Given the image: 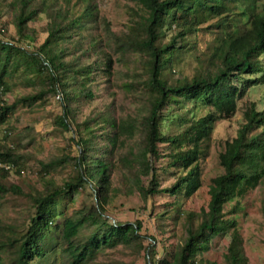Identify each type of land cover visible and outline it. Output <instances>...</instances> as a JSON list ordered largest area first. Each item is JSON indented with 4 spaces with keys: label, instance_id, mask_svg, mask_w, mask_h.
Wrapping results in <instances>:
<instances>
[{
    "label": "trees",
    "instance_id": "obj_1",
    "mask_svg": "<svg viewBox=\"0 0 264 264\" xmlns=\"http://www.w3.org/2000/svg\"><path fill=\"white\" fill-rule=\"evenodd\" d=\"M69 1L0 0V126L9 121L19 104L47 103L61 90L64 109L55 123L70 133L68 153L52 161H39L41 177L58 166L73 169L63 184H48L29 195L34 215L22 235L7 238L8 247L19 241L16 264H40V258L48 257L56 248V243L48 240L53 228L60 231L67 264H95L101 253L117 249L133 255L130 264H135L142 253L151 264H215L203 255L217 237H230L226 264H251L233 215L242 209L241 199L264 183V109L256 100L245 101L251 90L264 87V0H133L140 8L134 10L141 17L139 32L120 40L116 50L122 55L139 51L148 55L150 100L141 119H121L117 115L115 59L107 50V42L94 40L92 33L89 47L82 48L77 59L97 48L96 58L78 69L66 60L77 49L67 45L74 28L93 32L103 25L109 37L115 35L94 0H82L77 14L72 15ZM232 5L241 9L244 19L231 21ZM5 12L13 14L12 21L2 20ZM43 12L49 18L42 32L46 37L34 47L40 30L33 24ZM10 24L15 35H9ZM207 30L213 39L206 48L191 40L190 36ZM169 34L168 41L162 42ZM180 50L198 63L192 77L180 75L175 68ZM19 74L28 81L43 77L46 87L9 103L4 96ZM98 78L107 84L112 99L102 111L78 120L74 102L94 98L91 85ZM172 101L182 106L200 102L210 109L200 117H189L190 122L180 132L166 133L162 130L163 111ZM239 110L243 111L244 122L220 152L224 172L212 179L208 206L188 211L180 240L161 250L153 224L165 233L167 219L177 220L182 215L183 208L175 198H191L203 185V144L218 121L235 116ZM23 158L19 145L0 144V160L12 164L10 170L0 168V202L9 194H25L19 185L4 183L13 173L30 174L21 168ZM163 160L164 169L168 168L175 179L168 186L162 185ZM88 185L93 189L92 205L59 223L61 203H73L75 195ZM118 192L140 195L142 205L131 209L133 221L111 217L110 205ZM158 196L174 200L157 210L153 200ZM2 248L0 245V255Z\"/></svg>",
    "mask_w": 264,
    "mask_h": 264
},
{
    "label": "rangeland",
    "instance_id": "obj_2",
    "mask_svg": "<svg viewBox=\"0 0 264 264\" xmlns=\"http://www.w3.org/2000/svg\"><path fill=\"white\" fill-rule=\"evenodd\" d=\"M63 1V0H60ZM98 4L101 15L111 22V28L115 33L109 37L105 28L100 26L97 30L73 29V36L67 43L70 48H77L70 53L66 60L73 62V67L78 69L81 66L91 62L96 58V49L89 50L82 58L77 59L82 48H87L90 45L91 34L97 41L107 42V50L110 51L115 59L113 67L114 91L116 93V101L118 105L117 115L121 119L132 118L141 119L146 114L149 107L150 92L147 88L148 78V55L145 52H128L122 55L116 50L120 40L129 39V35H134L139 32V23L141 17L134 10L140 9L138 4L133 0H94ZM70 9L73 13L78 12V8L83 4L82 0H70ZM63 2L62 5L66 6ZM234 9L231 14V21L241 18V9L232 5ZM141 14L144 12L141 11ZM3 21H12L13 14L5 12ZM49 18L45 12L40 14L39 21L33 25L40 30V35L34 47L39 46L46 37V33H42ZM230 22V21H229ZM207 25V24H205ZM32 26V24H31ZM230 27V26H229ZM232 27V26H231ZM212 29H215L214 27ZM9 35H15L14 25L8 27ZM170 34L165 36L161 41H168ZM191 40H197L203 48H206L213 39V35L209 31H201L196 35L190 36ZM160 40V39H159ZM160 41V42H161ZM31 45H27L30 47ZM106 47V46H104ZM30 49V48H29ZM175 68L181 72L180 75L192 77L198 68V63L190 56L189 53L180 50L177 52L175 60ZM180 75L175 77L181 78ZM95 76V74H94ZM14 85L10 92L4 96V100L9 103L14 102L18 97L36 93L44 89L46 84L43 77H33L29 81L24 75H17L14 80ZM92 89L95 92V97L92 99L79 98L74 102V106L78 109V120L84 119L94 113L104 109L112 97L106 90L107 84L102 82L101 78L92 82ZM61 91V90H60ZM256 100L259 103V108L264 109V87H259L251 90L246 96L245 101ZM63 100L57 99L55 92L47 103L27 106L19 104L11 114L9 121L0 126V144H9L20 147V152L24 155L21 161V168L31 171L28 175H15L14 173L4 181L6 185H19L25 194H9L0 202V245L2 263L1 264H16L17 251L19 249V241L14 246H7V238L12 239L19 237L26 230L30 218L34 215L35 208L28 198L30 194L42 190L46 185L54 186L61 185L69 178L71 166H58L51 169V172L44 177H41V163L39 161H52L58 156H63L68 153V137L69 132L62 130L61 126L55 123L57 115L63 113ZM210 107L204 106L200 102L186 103L184 106L179 105L175 101L168 104L163 111L162 130L166 133H178L186 124L190 122V118L194 114L200 117L209 111ZM181 117H187L183 120ZM244 122L243 111L239 110L235 116L220 120L217 122L209 140L203 144L200 167L203 173V185L198 192L191 198L178 196L175 198L178 206H182V215L177 220L170 217L167 219L168 225L166 232L162 233L157 230L155 223L152 230L157 233L161 240L160 248L164 250L171 245L176 244L182 235V223L188 211H200L202 207H207L210 199L209 188L212 179L224 172L223 166L220 164L219 155L224 149L225 141L237 135L238 129ZM163 170L160 171L163 178L162 185L168 186L174 182L170 170L164 167L166 161H162ZM115 185L118 186L117 181ZM93 189L88 185L84 190H80L75 195V201L70 203L64 200L61 203L60 209L63 212L59 217V223H62L65 217L73 215L76 211L84 207H90L94 202L92 194ZM174 198L168 196H158L155 201L157 210H163L167 207V203L173 201ZM142 199L138 193L125 195L118 192L112 204L110 205V213L113 220L133 221L134 213L131 209L140 208ZM235 202L228 205L227 211L234 205ZM242 209L234 214L237 218L238 231L241 233L246 253L251 264H264V183L256 189L250 191L241 199ZM230 216V214H228ZM231 217V216H230ZM48 240L56 243L55 250L46 258H40V264H67L66 259L62 256L60 245V231L56 230L51 233ZM230 242V237H217L212 243L211 249L203 255L205 260L214 262L215 264H226L225 254ZM133 260V255L126 250L117 249L109 250L101 253L95 264H117L115 261H121L124 264H130ZM135 264H151L148 257L143 253L135 261Z\"/></svg>",
    "mask_w": 264,
    "mask_h": 264
},
{
    "label": "built area",
    "instance_id": "obj_3",
    "mask_svg": "<svg viewBox=\"0 0 264 264\" xmlns=\"http://www.w3.org/2000/svg\"><path fill=\"white\" fill-rule=\"evenodd\" d=\"M57 99L59 100H63V95L60 91L57 92ZM0 168L2 169H6V170H10L12 169V164L11 163H5L3 161L0 160ZM29 173H31V171H28Z\"/></svg>",
    "mask_w": 264,
    "mask_h": 264
}]
</instances>
